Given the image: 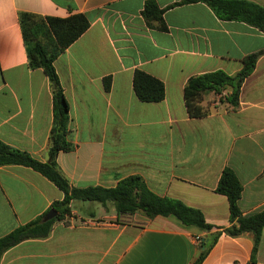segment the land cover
Segmentation results:
<instances>
[{"label":"crops","instance_id":"0c3cea01","mask_svg":"<svg viewBox=\"0 0 264 264\" xmlns=\"http://www.w3.org/2000/svg\"><path fill=\"white\" fill-rule=\"evenodd\" d=\"M148 1L164 11L165 30L144 21ZM180 1L0 0V142L48 161L52 94L43 71L28 68L19 14H82L88 29L54 62L72 146L57 155L59 172L78 189L114 188L139 176L155 195L199 210L207 224L225 228L228 201L215 192L225 169L241 184V213L264 212V54L242 84L236 108L209 94L203 105L211 102V113L190 118L183 91L193 76L239 73L245 57L264 50V33L222 21L205 4L176 5ZM241 1L264 9V0ZM135 71L162 82L161 102L136 98ZM62 198L32 169L0 167V238ZM92 214L71 204V214L55 221L46 238L14 246L0 264H193L200 253L197 239L205 236L174 217L117 215L110 204ZM252 247L249 236L223 234L201 264H250ZM255 264H264V232Z\"/></svg>","mask_w":264,"mask_h":264},{"label":"trees","instance_id":"16d2710c","mask_svg":"<svg viewBox=\"0 0 264 264\" xmlns=\"http://www.w3.org/2000/svg\"><path fill=\"white\" fill-rule=\"evenodd\" d=\"M202 3L208 6L222 21L244 23L264 33V9L256 4L241 0H181L176 5ZM164 11L152 1H148L142 11L146 24L163 26ZM19 25L24 43L28 68L40 69L47 77L52 94V127L49 134L48 161L40 163L24 152L0 142V167L21 166L32 169L48 180L63 194L61 201L54 202L51 209L57 217L43 221L46 213L34 221L20 226L8 235L0 238V259L14 246L28 240L46 238L55 221L71 214V204L75 201L98 203L105 207L112 204L117 215L142 214L146 219L156 217H174L185 227H194L205 236L199 239V256L193 264H201L221 235L231 238L249 236L252 240V256L250 264H255V254L264 232V212L244 216L238 201L242 187L234 173L223 170L215 192L226 197L229 205V226L216 228L206 223L199 210L185 206L183 203L161 198L152 193L139 176H130L120 180L114 188L90 187L78 189L72 187L59 172L56 157L60 152L72 150L67 141L68 105L54 68V62L69 46H71L89 27V22L82 14L67 18L41 17L29 13L19 14ZM264 50L245 57L242 70L235 75L223 71H215L189 78L184 86V105L190 118H203L211 113L208 104H204V96L213 94L219 102L233 108L238 105L242 84L253 72L258 58ZM111 81L104 80V89L109 91ZM132 88L136 98L142 103H158L164 99V85L142 71H135Z\"/></svg>","mask_w":264,"mask_h":264},{"label":"rangeland","instance_id":"374dc122","mask_svg":"<svg viewBox=\"0 0 264 264\" xmlns=\"http://www.w3.org/2000/svg\"><path fill=\"white\" fill-rule=\"evenodd\" d=\"M219 98H215V100L218 102ZM211 105V104H210ZM113 206L112 204H110ZM72 208L74 210L81 212L82 214L89 215V213L93 212L95 214H92L96 217L99 213L102 212V206L98 203H89V202H80V201H75L72 203ZM92 217V216H91Z\"/></svg>","mask_w":264,"mask_h":264},{"label":"water","instance_id":"95a60500","mask_svg":"<svg viewBox=\"0 0 264 264\" xmlns=\"http://www.w3.org/2000/svg\"><path fill=\"white\" fill-rule=\"evenodd\" d=\"M57 215H58V214H57V212H56L55 210L50 209V210L46 213V215H45L43 221H50V220L56 218ZM200 250H203V248H200Z\"/></svg>","mask_w":264,"mask_h":264},{"label":"built area","instance_id":"2783aa9c","mask_svg":"<svg viewBox=\"0 0 264 264\" xmlns=\"http://www.w3.org/2000/svg\"><path fill=\"white\" fill-rule=\"evenodd\" d=\"M197 242L199 243V239H197Z\"/></svg>","mask_w":264,"mask_h":264}]
</instances>
